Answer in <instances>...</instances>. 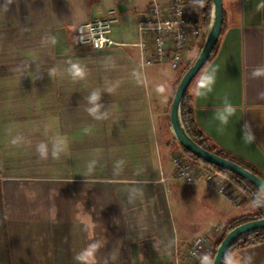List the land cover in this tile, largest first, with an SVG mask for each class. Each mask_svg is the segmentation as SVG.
Returning a JSON list of instances; mask_svg holds the SVG:
<instances>
[{"label": "crops", "instance_id": "crops-1", "mask_svg": "<svg viewBox=\"0 0 264 264\" xmlns=\"http://www.w3.org/2000/svg\"><path fill=\"white\" fill-rule=\"evenodd\" d=\"M149 1L0 0V264H170L186 240L211 231L215 243L256 210L226 175L237 201L173 178L170 110L184 70L143 64L137 20ZM223 7L219 40L190 84L194 122L264 178V0ZM110 13L118 45L78 44L79 23ZM229 257L264 264V240Z\"/></svg>", "mask_w": 264, "mask_h": 264}, {"label": "built area", "instance_id": "built-area-1", "mask_svg": "<svg viewBox=\"0 0 264 264\" xmlns=\"http://www.w3.org/2000/svg\"><path fill=\"white\" fill-rule=\"evenodd\" d=\"M202 10L201 0H150L147 8L138 14L137 20V46L143 64H168L173 70H184L189 62L188 52L199 51L204 42L206 32ZM116 22V16L110 13L79 23L78 44L90 45L93 49L115 47L119 43L111 33ZM171 160L173 178L178 182L188 186L206 183L215 186L220 194L237 201L228 179L206 162L175 146L171 151ZM263 205L264 201L260 207ZM217 229L220 230V226L213 227V231ZM213 246L211 231L186 240L183 256L177 254L170 264H190L191 260H203Z\"/></svg>", "mask_w": 264, "mask_h": 264}, {"label": "water", "instance_id": "water-1", "mask_svg": "<svg viewBox=\"0 0 264 264\" xmlns=\"http://www.w3.org/2000/svg\"><path fill=\"white\" fill-rule=\"evenodd\" d=\"M224 23L223 0H212L208 31L198 56L185 70L173 97L170 110L171 129L176 140L196 158L221 167L246 179L264 194V179L245 168L243 165L211 152L198 144L188 133L182 118V102L185 94L198 72L202 69L212 54L222 31ZM264 218L253 219L237 225L231 229L221 241L212 264H223L225 255L232 245L246 234L263 229Z\"/></svg>", "mask_w": 264, "mask_h": 264}, {"label": "trees", "instance_id": "trees-1", "mask_svg": "<svg viewBox=\"0 0 264 264\" xmlns=\"http://www.w3.org/2000/svg\"><path fill=\"white\" fill-rule=\"evenodd\" d=\"M211 2H212V0H201L203 14H204L207 22H209V20H210ZM191 64H192L191 62L187 63L186 67L184 68V72ZM189 88H190V86H189ZM189 88H188V90L185 94V97L183 99V102H182V118H183V122H184L186 129H187L188 133L190 134V136L198 144H200L202 147H204L205 149H207L211 152L217 153L223 157L229 158V159L243 165L245 168L253 171L254 173H256L257 175H259L260 177L263 178V176L257 170L252 168L250 165H247L246 163H244V162L240 161L239 159L235 158L234 156H232L230 153H228V152L214 146L213 144H211L210 141L202 133V131L195 125L194 116H193L192 94H191ZM174 140L177 142L175 137H174ZM186 152H188V151L186 150ZM188 153L191 154L190 152H188ZM191 156H193V155L191 154ZM193 157H195V156H193ZM207 164L210 165L212 168L220 171L224 175H226L227 178L229 180H231L235 186L240 188L243 192L247 193L248 196L251 198V201L254 203V205L256 207V210L253 213H251L249 215L237 217V218L227 222L223 226V231H222L221 236L215 240L213 248L210 250V252L207 255L208 261H210V264H212L213 260L215 258L217 249H218L221 241L223 240L224 236L231 229H233L234 227H236L239 224H242L244 222H247V221L253 220V219L264 218V205H263V207H260L261 204H263V200H262L263 193H262V191L260 189H258L256 186H254L252 183H250L246 179L234 174L233 172H230L228 170H225V169L218 167L216 165H213V164H209V163H207ZM263 240H264V228L246 234L245 236L240 238L238 241H236L232 245V247L229 249V251L225 255L223 264H227L228 255H229V252L232 248H234L236 246H240V245L253 244V243L261 242Z\"/></svg>", "mask_w": 264, "mask_h": 264}, {"label": "clouds", "instance_id": "clouds-1", "mask_svg": "<svg viewBox=\"0 0 264 264\" xmlns=\"http://www.w3.org/2000/svg\"><path fill=\"white\" fill-rule=\"evenodd\" d=\"M73 74L76 76H83L81 69L77 65H73ZM262 74H264V70H257V72L255 73V75H257V76L262 75ZM208 82L209 83L212 82L211 78H209ZM210 90L211 89L209 88V91ZM90 99H91V101L95 102L98 99V96L96 94H93ZM96 111H97V109H95V108L89 109V112L92 115H94ZM234 111L235 110L231 107V105H228V107L225 110L226 115L222 114L220 116L222 123L226 124L227 123V117L229 115L233 114ZM40 152H41L42 156H46V149L44 148L43 145H41V147H40ZM83 258H84L83 256L77 257V259H83ZM205 264H210V261H208L207 257L205 258ZM227 264H235V261L231 257H229L227 260Z\"/></svg>", "mask_w": 264, "mask_h": 264}, {"label": "rangeland", "instance_id": "rangeland-1", "mask_svg": "<svg viewBox=\"0 0 264 264\" xmlns=\"http://www.w3.org/2000/svg\"><path fill=\"white\" fill-rule=\"evenodd\" d=\"M198 10L200 11L199 6H198ZM191 57H194V53L192 54ZM164 69H165L166 72H167V73H166L167 76H169V75L171 76L172 74L177 73V72H175L174 70H172L170 66H167V67L164 68ZM166 74H165V75H166ZM172 141H173V142H172L173 144L176 143L177 145H179L178 147H180L181 149H183V150L186 152V150H185L184 148H182V146L179 144L178 141L176 142V141L174 140V138L172 139ZM187 153H188V152H187ZM188 154H189V153H188ZM190 155H191V154H190ZM222 174H223V173H222ZM223 175H224V174H223ZM171 183H172L173 185H177V183L174 182V181H171ZM262 200L264 201V194H263V196H262Z\"/></svg>", "mask_w": 264, "mask_h": 264}]
</instances>
